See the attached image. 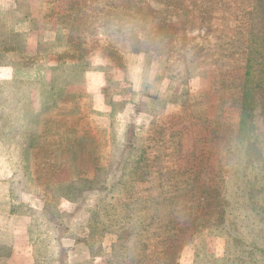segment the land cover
<instances>
[{
	"label": "rangeland",
	"instance_id": "rangeland-1",
	"mask_svg": "<svg viewBox=\"0 0 264 264\" xmlns=\"http://www.w3.org/2000/svg\"><path fill=\"white\" fill-rule=\"evenodd\" d=\"M263 2L0 0V264H264Z\"/></svg>",
	"mask_w": 264,
	"mask_h": 264
},
{
	"label": "trees",
	"instance_id": "trees-1",
	"mask_svg": "<svg viewBox=\"0 0 264 264\" xmlns=\"http://www.w3.org/2000/svg\"><path fill=\"white\" fill-rule=\"evenodd\" d=\"M263 4H264V2H263ZM260 78L262 79H264V67H262V68H260ZM261 81V83H264V80H260ZM246 154L248 155V153L246 152ZM120 162V161H119ZM119 167H120V165H118ZM106 192V191H105ZM102 196L103 197H105L106 196V194L105 193H103L102 194ZM73 247H76V244L75 243H73V244H71ZM68 247H71V246H68Z\"/></svg>",
	"mask_w": 264,
	"mask_h": 264
}]
</instances>
